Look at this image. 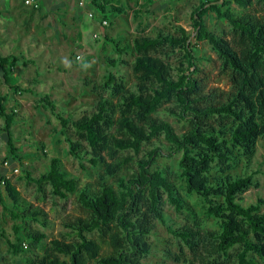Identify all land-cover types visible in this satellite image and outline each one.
<instances>
[{
  "label": "trees",
  "instance_id": "trees-1",
  "mask_svg": "<svg viewBox=\"0 0 264 264\" xmlns=\"http://www.w3.org/2000/svg\"><path fill=\"white\" fill-rule=\"evenodd\" d=\"M233 3L239 9H234ZM89 4L106 17L108 12L120 10L108 8L104 0H90ZM256 5L260 8L254 9ZM209 12L228 20L232 39L209 30L206 23ZM191 18L193 29L181 27L180 37L135 38L133 87L117 83L109 72L105 88L112 91L111 96L102 94L93 113L72 121L57 111L48 96L39 95V103L60 121L71 155L81 166L87 161L93 166L101 164L103 170L96 187L85 186L79 192L83 215L70 214L62 221L68 237L75 238L47 240L46 232L33 229L31 223L50 227L48 212L22 194L7 176L2 162L0 199L10 217L17 221L14 227L17 243L7 238L1 219L0 239L7 238L15 253L23 251L25 244L32 248V255L23 258L24 264H146L144 258L152 249L149 235L156 228V219L167 225L194 254L185 257L184 264H225L232 250H236L233 264H264V197L248 205L240 197L256 184L257 171L243 176L210 175L216 164L232 160V148L252 150L257 139L264 137V0H202L193 9ZM194 39L207 41L216 51L230 89L212 86L209 75L200 74L196 52L199 45ZM105 40L115 43L107 35ZM164 44L181 45L184 49L185 64L177 67L176 77L161 57L152 54ZM123 50L117 48L119 53ZM19 63L36 64V61L14 53H0V67L7 83ZM11 88L15 92L21 90L20 84ZM117 95L115 102L113 97ZM7 103L8 97L0 96V116L4 121L0 136L8 146V160L21 162L23 158L12 132L18 120L17 109H9ZM164 103H170L166 111L188 123L185 132L178 133L170 121L153 116ZM229 122L232 125L227 131ZM70 124L78 137L69 134ZM114 129L120 136H110ZM160 135L169 143V155L181 154L180 176L187 192L205 200L206 213L218 220L219 229L198 227L199 220L191 205L179 196L171 173L151 168L161 151L159 147L149 149L147 156L137 160V169L133 171H129L133 156L109 159L105 153L112 144L117 150L138 154L144 144ZM83 141L89 150L82 149ZM24 172L27 183L35 184L43 199L47 186L53 195L63 199L77 191V180L65 175L58 157H53L49 170L39 176H33L25 168ZM107 177L115 182L111 183ZM165 193L179 212L189 210L193 224L182 228L168 224L162 208ZM5 196L8 202H4ZM89 233L93 236L89 237Z\"/></svg>",
  "mask_w": 264,
  "mask_h": 264
},
{
  "label": "rangeland",
  "instance_id": "rangeland-1",
  "mask_svg": "<svg viewBox=\"0 0 264 264\" xmlns=\"http://www.w3.org/2000/svg\"><path fill=\"white\" fill-rule=\"evenodd\" d=\"M79 1L56 0L58 5L53 7L52 13L40 16L39 11L34 13L29 8H23L27 5L25 0H21L23 7L20 6L19 11L4 17L3 22L8 25L0 31L2 54L14 53L36 61V64L23 65L24 67L16 66L14 73L9 75V83H6L0 74V96L8 97L9 109H17L18 120L12 132L19 154L23 158L21 162H12L20 167V172L11 174L7 169V175L26 198L48 212L50 227H43L38 222L31 223L33 229L46 232L47 240L54 237L65 240L75 238L68 237V229L62 225V221L70 214L83 215L79 192L85 186L96 187L103 168L101 164L93 166L87 161L81 166L80 161L71 155L69 143L61 132L60 121L50 109L39 103V95L48 96L56 105L57 111H62L72 121L93 113L102 94L111 96L112 91L105 88L109 72L114 74L117 83H123L126 88L133 87L136 76L133 63L137 57L134 39L157 35L180 37L181 27L188 31L193 29L191 13L202 0H104L108 8H120L108 12L107 17L97 7L90 5V0H86L83 7ZM233 7L239 9L236 3H233ZM259 8V5L254 6V9ZM103 20L108 21L106 26L101 25ZM206 23L210 31L232 39L231 26L227 19H218L214 13L209 12L206 15ZM95 33H99V36L95 37ZM105 35L115 40V43L106 41ZM196 42L199 45L196 52L198 51L200 74L209 75L210 85L230 89L231 84L221 72L216 51L205 40ZM116 47L124 48L123 52L119 53ZM79 54L85 55L82 61L76 58ZM152 54L161 57L169 65L173 77L177 75V67L185 64L184 49L181 45L164 44L152 51ZM86 56H91L92 60ZM16 84H20L21 90L15 92L11 86ZM118 98V95L113 97L115 102ZM169 105L170 103H164L153 116L170 121L178 133L185 132L189 127L188 123L179 121L166 111ZM3 123V117L0 116V127ZM231 125L230 122L227 124V131ZM69 134L78 137L72 124L69 126ZM110 136H120V133L114 129L110 131ZM168 144L164 136L160 135L144 144L138 154H134L132 150H117L112 144L108 145L105 153L109 159L133 156L134 159L129 164V171H133L137 169V160L147 156L149 149L159 147L161 151L151 168H161L171 173L179 196L189 203L195 212L200 223L198 227L219 229L218 220L206 213L205 200L196 193L187 192L186 183L180 176L178 161L181 154L169 155ZM82 149L89 150L86 141L82 142ZM232 150V160L216 164L210 175L243 176L257 171L254 175L256 184L240 194L242 203L248 205L258 197H264V137L257 139L252 150ZM7 155L8 146L0 136V165L8 160ZM53 157L60 159L65 175L75 178L78 182L77 191L69 194L66 199L53 195L50 186L46 187V196L43 199L36 185L27 183L24 178V168L33 176L47 172ZM107 179L111 183L115 182L112 177ZM4 200L8 202L6 196ZM162 208L167 214L168 224L174 228L194 223L189 210L179 212L166 193ZM0 219L7 238L11 243H17L14 228L17 221L10 217L1 199ZM155 223L156 228L149 235L152 249L144 258L146 264H184L185 257H194L184 241L171 233L167 225L157 219ZM88 236L92 237L93 233ZM7 238L0 239V264H24L23 258L32 255V248L24 245L23 251L15 253ZM235 255L236 250H232L231 257L225 264H233Z\"/></svg>",
  "mask_w": 264,
  "mask_h": 264
},
{
  "label": "crops",
  "instance_id": "crops-1",
  "mask_svg": "<svg viewBox=\"0 0 264 264\" xmlns=\"http://www.w3.org/2000/svg\"><path fill=\"white\" fill-rule=\"evenodd\" d=\"M40 3H41V6L39 9H35L29 5L27 6H21L22 5V2L21 0H0V31H2L4 28L7 27V23L6 22H3V20L5 19L4 17H7L9 16L10 14H12L14 11H19V7H23V8H29V10H31V12H36V11H39L40 12V16L41 14L43 15H46V14H49V13H52L53 11V7L56 6L57 2L56 0H39ZM147 2H149V0H146ZM58 5V4H57ZM97 26H95L96 28ZM1 32H0V36H1ZM1 53V52H0ZM2 54V53H1ZM4 55V54H2ZM85 57V55H84ZM86 58H89L90 60H92V57L89 56ZM31 64V63H29ZM29 64L25 65L23 63H19L17 66H28ZM23 66V67H24ZM0 74L2 75V77L4 78V73L0 67ZM6 82V80H5ZM7 83V82H6ZM20 93V91H19Z\"/></svg>",
  "mask_w": 264,
  "mask_h": 264
},
{
  "label": "built area",
  "instance_id": "built-area-1",
  "mask_svg": "<svg viewBox=\"0 0 264 264\" xmlns=\"http://www.w3.org/2000/svg\"><path fill=\"white\" fill-rule=\"evenodd\" d=\"M97 1H102V0H97ZM25 4L31 6V7L35 8V9H38L41 6V3H40L39 0H25ZM79 4L82 7L85 6L86 5V0H80ZM91 15L93 16L92 13H91ZM107 24H108V21L107 20H103L101 25L102 26H106ZM98 36H99V33H95V37H98ZM76 58H77V60L82 61L84 59V55L83 54L82 55L79 54V55H77ZM4 166L7 169H9L11 174H18L20 172V167L13 165L10 160L4 161ZM7 176L9 177V175H7ZM25 246H27V245L25 244Z\"/></svg>",
  "mask_w": 264,
  "mask_h": 264
}]
</instances>
